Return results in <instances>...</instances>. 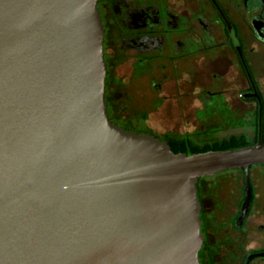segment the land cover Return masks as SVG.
<instances>
[{"label":"water","instance_id":"1","mask_svg":"<svg viewBox=\"0 0 264 264\" xmlns=\"http://www.w3.org/2000/svg\"><path fill=\"white\" fill-rule=\"evenodd\" d=\"M97 1L0 0V264H199L196 183L244 169V211L260 130L187 154L111 122Z\"/></svg>","mask_w":264,"mask_h":264},{"label":"flooded vegetation","instance_id":"2","mask_svg":"<svg viewBox=\"0 0 264 264\" xmlns=\"http://www.w3.org/2000/svg\"><path fill=\"white\" fill-rule=\"evenodd\" d=\"M97 7L104 28L105 100L111 122L159 138L135 121H146L167 104L186 117L182 134L169 128L159 138L171 149L194 147L200 127L241 121L245 128L251 115L256 140L249 145L257 142L259 130L263 140L264 0H98ZM226 46L238 63L230 79L235 65L225 55ZM122 67L126 72L120 75ZM229 82L239 87H227ZM186 84L190 91L183 89ZM227 98L248 107L254 103L255 108H235ZM248 179L250 199L244 211V169L198 179L203 235L199 264H264V164L251 165Z\"/></svg>","mask_w":264,"mask_h":264},{"label":"rangeland","instance_id":"3","mask_svg":"<svg viewBox=\"0 0 264 264\" xmlns=\"http://www.w3.org/2000/svg\"><path fill=\"white\" fill-rule=\"evenodd\" d=\"M126 72V68L122 67L118 70V73L120 75L124 74ZM180 83L184 84V81L181 80ZM182 87H184L183 89L190 91L191 90V86L190 85H183ZM123 103V102H122ZM121 103V104H122ZM254 103H250L249 107L244 104V109H246L247 107L250 109H254ZM185 105L187 106V104L185 103ZM236 108H241V107H236ZM123 110H125V108H122ZM242 110H244L243 108H241ZM174 110V109H173ZM173 110H169L168 105L164 104L160 107H158L156 112H152L149 117L147 118L146 121H140L137 120L135 122H137L139 125H145L148 126L149 128H151V130L153 132H155L157 135H159V138L163 135V131L169 128H173L174 130H177V132L179 134H182V130H184V128L181 126V123H183V121H186V117L180 116V112H175ZM171 111V112H170ZM173 111V112H172ZM186 113H188V110L186 109ZM185 113V115H186ZM189 116V114H188ZM253 116V115H251ZM251 116L245 119H247L248 122H250V125L247 127H243L239 122V127L235 128L233 130V127H230L228 130L227 129H222V132H218L215 133V127L214 126H204V127H200V132L197 133L196 137L197 140L193 142V144L197 147L199 146H203L205 144H207L210 148H213L215 145L219 144L221 141L223 140H227L228 138H230L231 136H243L245 137L246 141L249 143H252L256 140V129L253 128V122L254 118H251ZM183 118V119H182ZM182 121V122H181ZM259 121V120H258ZM144 122V123H143ZM123 124V123H120ZM181 127H180V126ZM190 129H194L191 128ZM249 140V141H248ZM188 153L190 152V149H187ZM191 154V153H189Z\"/></svg>","mask_w":264,"mask_h":264},{"label":"trees","instance_id":"4","mask_svg":"<svg viewBox=\"0 0 264 264\" xmlns=\"http://www.w3.org/2000/svg\"><path fill=\"white\" fill-rule=\"evenodd\" d=\"M263 140H264V134H263ZM249 142L246 141L245 137L243 136H231L227 140L221 141L219 144L215 145L213 148H210L207 144L203 146H194L190 149L189 153H197V152H204L207 150H226V149H235L242 146H248ZM178 148L174 149L172 148L173 152H186L188 153L187 149L184 146L177 145Z\"/></svg>","mask_w":264,"mask_h":264},{"label":"crops","instance_id":"5","mask_svg":"<svg viewBox=\"0 0 264 264\" xmlns=\"http://www.w3.org/2000/svg\"><path fill=\"white\" fill-rule=\"evenodd\" d=\"M225 55H228L229 57H230V59H231V61H232V63H233V65H235V66H232L231 67V73H229L230 74V76H228V79H230V77H231V75L232 74H234V72L235 71H237L238 70V63H237V58H236V56L234 55V53L231 51V49H230V47H228V46H226L225 47ZM222 64L219 62V61H217V63H216V68H217V70L219 69V70H221L222 69V66H221ZM263 81V86H264V80H262ZM227 83H228V81H227ZM226 83V84H227ZM243 85V83H240V86H242ZM226 86V85H225ZM227 87H230V88H232V87H239V85H236L235 83H230L229 82V84H227ZM228 99V101H229V103L231 104V106H234L235 108L236 107H241V108H243L244 109V104H246L247 106H248V104L247 103H244L243 101H240V100H238V99H236V100H232V98H227ZM240 108V109H241ZM226 117V116H225ZM232 118V117H231ZM226 119H227V117H226ZM215 127V133H218V132H222V129L224 130V129H229L230 127H233V130L235 129V128H238L239 126L238 125H232V124H217L216 126H214Z\"/></svg>","mask_w":264,"mask_h":264}]
</instances>
